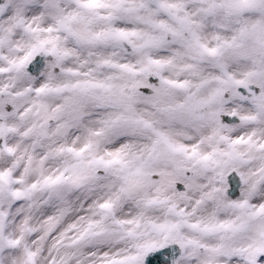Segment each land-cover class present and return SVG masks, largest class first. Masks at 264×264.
Returning a JSON list of instances; mask_svg holds the SVG:
<instances>
[{
	"label": "snow or ice",
	"instance_id": "snow-or-ice-1",
	"mask_svg": "<svg viewBox=\"0 0 264 264\" xmlns=\"http://www.w3.org/2000/svg\"><path fill=\"white\" fill-rule=\"evenodd\" d=\"M0 264H264V0H0Z\"/></svg>",
	"mask_w": 264,
	"mask_h": 264
}]
</instances>
